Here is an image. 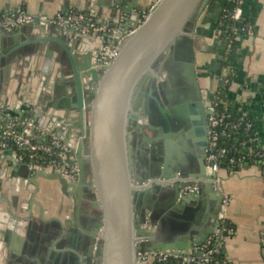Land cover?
<instances>
[{
	"label": "water",
	"instance_id": "1",
	"mask_svg": "<svg viewBox=\"0 0 264 264\" xmlns=\"http://www.w3.org/2000/svg\"><path fill=\"white\" fill-rule=\"evenodd\" d=\"M138 2L123 0L121 12L131 15ZM210 2L158 0L145 20L124 25L116 34H83L39 17L16 32L0 33V113L6 108L1 96L11 81L4 78L11 71V55L29 45L55 43L66 58H55V51L48 50L41 73L48 79L53 64L61 66L57 72L67 91L61 109L78 114L72 125L79 130L76 136L63 130L57 134L76 153L78 180L22 164L15 155L0 158L11 161L14 173L34 187L22 209L27 221L32 222L33 206L39 204V180L57 182L72 201L71 228L65 230L68 222H59L60 231L51 229L50 247L54 240L55 245L81 249L80 264H138L146 253L189 255L211 237L219 239L225 196L218 175L206 170L214 102L200 87L192 39ZM30 27L40 34L52 28L56 35L5 49L4 38ZM96 38L104 43L88 48ZM123 38L116 60L101 67L93 52L109 46L110 40L118 46ZM148 102L160 116L157 124L147 121V112L152 114ZM12 112L7 114L14 118ZM256 123L262 127L264 115ZM193 185L198 192L186 190ZM17 186L21 192V180ZM10 201L19 208L16 197L0 200L8 208Z\"/></svg>",
	"mask_w": 264,
	"mask_h": 264
},
{
	"label": "crops",
	"instance_id": "2",
	"mask_svg": "<svg viewBox=\"0 0 264 264\" xmlns=\"http://www.w3.org/2000/svg\"><path fill=\"white\" fill-rule=\"evenodd\" d=\"M122 1L0 0V14L24 11L52 19L57 14L79 13L122 30V26L131 22L140 23L143 13L158 0H139L138 9H134L131 15L121 12ZM226 1L211 0L192 36L200 87L212 102L222 95L229 113H245L262 141L264 125L258 127L256 121L264 115V0H247L244 4V13L251 16L252 33L237 34L234 42L223 37L219 29ZM54 33L52 28L40 34L30 27L24 34L17 32L12 38H4L3 42L5 49L10 50L17 43L41 36H55ZM95 41L104 43L101 38ZM113 42L110 40L108 43ZM41 45L26 46L10 56L11 73H4V78L10 77L11 81L5 86L7 94L1 96L6 108L0 114L8 115V112L16 110L18 114L12 112L15 119L32 120L53 130L56 135L63 130L76 136L79 130L72 125L78 114H67L61 109L67 92L57 72L61 66L53 64L48 79L41 73L48 50L55 51V58L60 56L64 62L66 58L57 44L45 43L43 48ZM40 52L44 53L42 57ZM2 170L4 176L9 175L10 178L5 180L7 184L4 191H0V197L10 200L18 195L21 199L19 208H15L11 201L9 208L5 203L0 205V264H80L81 249L66 243L55 245L54 240H50L53 242L51 247L47 243L50 230L59 228L60 231L59 222L63 224L71 214L72 202L61 193L59 184L39 180L40 191L35 197L39 204L33 206L31 222L27 221L28 214L22 209L35 191L34 187L14 173L8 159L0 162V174ZM219 178L221 191L228 199L224 220L235 231L226 244L225 256L232 264H264V169L260 165L246 164L234 172L223 169ZM19 180L21 192L15 191ZM12 217L16 221H12Z\"/></svg>",
	"mask_w": 264,
	"mask_h": 264
},
{
	"label": "built area",
	"instance_id": "3",
	"mask_svg": "<svg viewBox=\"0 0 264 264\" xmlns=\"http://www.w3.org/2000/svg\"><path fill=\"white\" fill-rule=\"evenodd\" d=\"M243 0L236 1V7L229 14L230 23H234L236 27L233 35L243 32L250 35L252 33L251 25L242 27L243 23ZM150 9L143 13L144 20L148 17ZM36 17L41 21H49L53 25L64 29H76L83 34H106L108 32L118 33L120 30L112 28L108 23L98 24L92 18L79 13L57 14L54 18L48 19L43 16H36L24 11L9 15L0 14V33H10L18 30L22 26L31 25ZM133 31H129L126 37L130 36ZM125 37V38H126ZM125 38L119 41L118 46H102L94 51V56L98 57L101 67H109L117 58L120 46ZM213 116L210 118L209 140L210 146L208 157L206 159V170L209 175H218L217 182L220 184L219 174L224 169V161L229 155L226 148L217 149V142L220 138L229 136L226 129L218 131L225 127H232L233 130H240L242 127L244 132L248 134V140L241 145L246 153L245 157L252 159V163L260 165L264 169V143L260 140L255 131L254 124L249 120L245 113H239L240 119L236 123H227V116L217 112L216 103L211 107ZM250 133V134H249ZM254 133L255 135H251ZM14 148V149H12ZM13 150V151H12ZM24 152L30 155V159L34 160L31 165L35 168L40 167L49 172H62L70 182H76L79 177V167L76 160L74 150L62 141L58 135L50 129L39 125L32 120H18L8 115L0 114V157L6 154L16 155V151ZM22 162V159L17 156ZM245 161L235 162L229 160L228 167L225 170L234 172L238 168L246 165ZM189 192H198V186L193 185L187 188ZM228 199L225 198L224 205ZM225 214V213H224ZM225 216V215H224ZM225 219V218H224ZM221 222V231L219 239L209 240L200 247H196L189 255L176 256L162 253H146L139 257L138 264H232L228 258L225 260H217L216 256L224 252L227 242L235 235V231L229 227L225 220Z\"/></svg>",
	"mask_w": 264,
	"mask_h": 264
},
{
	"label": "trees",
	"instance_id": "4",
	"mask_svg": "<svg viewBox=\"0 0 264 264\" xmlns=\"http://www.w3.org/2000/svg\"><path fill=\"white\" fill-rule=\"evenodd\" d=\"M237 0H227L225 6L223 8V13L220 20V32L223 37L228 38L230 41L234 42L235 36L233 35V31L235 30L234 23H230L229 21V14L232 10L236 7ZM244 4H247V0H243ZM251 24V16L250 14L244 13V6H243V23L242 27L248 26ZM239 34H243V32H239ZM217 112L220 114H225L227 116L226 122L227 123H236L240 119V114H231L226 106V99L220 95L215 100ZM226 129L229 136L222 137L220 136L217 142V149L226 148L229 150V155L224 161V169L228 167L229 160L233 159L235 162H246L248 164H253L252 159L249 157H245L246 153L244 152V148L242 147V143L248 140V134L244 132L243 127L240 130H233L232 127H225L218 129V131H222ZM250 134V133H249ZM251 135H255L251 133ZM14 149V148H12ZM13 151V150H12ZM16 155L22 159L23 164L31 165L34 160L30 159V155L24 152L16 151ZM217 260H225L226 256L225 253L222 252L220 255L216 256ZM154 264H158L155 262Z\"/></svg>",
	"mask_w": 264,
	"mask_h": 264
},
{
	"label": "flooded vegetation",
	"instance_id": "5",
	"mask_svg": "<svg viewBox=\"0 0 264 264\" xmlns=\"http://www.w3.org/2000/svg\"><path fill=\"white\" fill-rule=\"evenodd\" d=\"M164 101V100H163ZM152 102H148L147 103V107H148V111H151L152 112V114H149L148 112H147V114H148V116H149V118L147 119V121L148 122H150V123H153V124H157V122L159 121V119H160V116H159V114H158V112H157V110H156V108H155V105H153V103L151 104ZM147 109V108H146ZM155 110V111H154ZM2 199V197H0V200ZM70 200V199H69ZM71 201V200H70ZM72 202V201H71ZM2 203L0 202V205H1ZM6 204V203H5ZM72 208H73V203H72V205H71V207H70V210H71V212H72ZM64 222H68V226H67V228L69 229V228H71V224H70V222H71V214L70 215H68L67 216V218L65 219V221Z\"/></svg>",
	"mask_w": 264,
	"mask_h": 264
},
{
	"label": "rangeland",
	"instance_id": "6",
	"mask_svg": "<svg viewBox=\"0 0 264 264\" xmlns=\"http://www.w3.org/2000/svg\"><path fill=\"white\" fill-rule=\"evenodd\" d=\"M96 40V39H95ZM94 40V42H91L90 43V48L91 49H93L94 47H95V45H99L98 43H96V41ZM5 175V172L2 170L1 171V174H0V186H1V192H3L4 191V186H5V184H7V182H5V180H9V175H7V176H4ZM12 180V179H11ZM17 189H18V186H17V188H16V190L15 191H17ZM13 197V196H12ZM11 197V198H12ZM16 198H18L19 199V201H20V199H21V197H19L18 195H16L15 196ZM14 198V197H13Z\"/></svg>",
	"mask_w": 264,
	"mask_h": 264
}]
</instances>
